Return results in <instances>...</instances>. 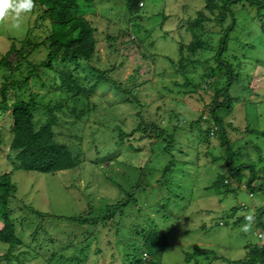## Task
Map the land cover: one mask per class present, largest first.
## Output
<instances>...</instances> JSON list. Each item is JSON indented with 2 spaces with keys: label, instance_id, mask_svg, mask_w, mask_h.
I'll return each mask as SVG.
<instances>
[{
  "label": "rangeland",
  "instance_id": "obj_1",
  "mask_svg": "<svg viewBox=\"0 0 264 264\" xmlns=\"http://www.w3.org/2000/svg\"><path fill=\"white\" fill-rule=\"evenodd\" d=\"M144 3L142 20H130L127 17L124 11L126 0H96V9L91 12L100 42V64L113 58L119 66L114 75L123 83L128 81L138 65L141 66L136 86L131 90L140 103L124 102L126 100L113 89L105 90L103 85L79 102L70 101L69 107L61 112L63 119L68 122L59 129L71 136L62 135L60 140L69 142L73 147L80 146L83 160L79 167L56 173L15 169L7 158L12 118L9 114L0 115V128L4 129L0 140V171L11 172L12 181L17 186L15 197L11 198L12 217L25 242L20 250L27 251V264H46L51 251L55 247V250L59 248L57 245L63 241L61 238L65 239L67 230L72 228L66 220L41 216L33 209L50 214L78 216L92 208L94 216H103L107 205L125 198L127 192L135 194L137 205H130L124 215L119 212L114 215V222L120 224L108 223L107 226L96 228L90 226L89 230L96 237L90 240L86 264H122L127 258V245L124 242L132 244L139 238L137 223L157 225L168 238L164 252L152 258L155 264H189L184 260L186 253L198 247L211 249V256H218L210 259L209 263L203 257L200 264H233L229 260L244 258L247 245L264 241L263 237H259L261 227L255 223L249 232L241 230L246 223L245 217L254 215L264 204V190L257 189L251 196L250 190L244 186L251 177V169L258 173L264 166V137L246 131L247 126L257 129L264 126V101L261 103L264 100V31L256 18V8L246 6V9L241 10L238 7L235 27L230 34L229 52L224 56L234 65L241 62L239 67L243 76H253L251 86L254 91L246 90L238 80L231 91L236 97L232 111L218 109V115H225L224 124L235 164L245 162L240 173L242 181L232 176V190L218 193L210 186L218 174L226 169L227 158L218 161L212 159L226 149L221 144L217 125L210 114L214 90L203 77L202 65L190 66L184 74L177 72L172 63V60L177 62L179 59V42L191 41V33L186 27L190 19L197 16V11L205 6V0H144ZM36 17L37 13L33 9L21 19L18 29L13 28L11 20L0 23V58L9 50L13 38L23 39L29 27L34 29L35 36L40 37L43 29L36 26ZM137 24L143 26L146 42H153L152 46H148V55H157L152 58H145L135 52L130 55L133 45L124 44L125 47L116 56H108L106 34L126 32L138 36L133 31ZM215 24L210 22L204 34L213 47L220 37V27ZM213 54L214 51L206 52L208 57ZM42 56L40 54L33 58L39 60ZM254 57L261 59L260 64ZM122 61L124 63L120 64ZM51 77L48 76V85H51ZM187 77L192 83L198 84V91L182 86L187 82ZM2 81L3 71H0V83ZM176 82L182 85H176ZM129 83L131 87L132 83ZM34 90L43 93L44 102H55L67 96L65 92L47 91L39 83ZM251 101L261 103L258 114ZM83 102L96 108H91L83 118L77 120L70 111L76 107L81 109ZM139 111L146 122L153 120L161 127L168 128L179 120L187 130H190L189 123L202 115L204 118L198 120L196 127V134L200 138H204L206 133V120L216 130L210 135L209 144L199 142L190 132L184 131V135L178 133L176 136L181 141H176L167 152L160 149L159 145L144 140L115 146L117 133L113 128L121 125L126 131H131L138 124L136 115ZM42 116L43 113L38 114V117ZM74 121L76 123L72 125ZM125 122L127 126L123 124ZM158 141L161 142L160 146L166 144L163 140ZM207 150L213 155H207ZM112 151L115 152L114 158L109 157ZM169 160L173 161L171 166ZM166 164L168 169L164 170ZM261 183L264 184V177L256 181L257 186ZM234 207L236 210L232 214ZM31 220L32 225L29 224ZM40 223L43 229L38 231L39 240H47L39 245V241L33 240L32 232ZM44 231H47L46 236ZM50 237L56 240L52 245L47 242ZM5 245L0 243V250ZM98 247L103 250L102 253L97 252ZM37 253L43 256L36 257ZM74 253L72 246L58 252V255L68 257ZM52 261L70 264L69 261Z\"/></svg>",
  "mask_w": 264,
  "mask_h": 264
},
{
  "label": "trees",
  "instance_id": "obj_2",
  "mask_svg": "<svg viewBox=\"0 0 264 264\" xmlns=\"http://www.w3.org/2000/svg\"><path fill=\"white\" fill-rule=\"evenodd\" d=\"M34 3L37 13L35 24L41 27L43 32L40 37L35 36L34 29L29 27L25 37L21 40L13 38L9 50L1 56L0 71H3V81L0 83V115L9 114L12 118L7 158L13 163L14 168L56 173L79 167L83 160L80 146L73 147L69 142L60 140L62 135L71 136L70 133L64 134L60 130L68 122L61 115L64 108L69 107L70 101L79 102L84 97H88L101 85L105 90L113 89L123 100H126L124 102L137 101L140 103L131 90L136 86V78L140 74L141 66L138 65L128 81L123 83L114 75L119 66L113 58L108 59L102 65L100 64V42L97 37V27L91 16V12L94 11V8L96 9V0H34ZM144 6V0H126L124 11L130 20H142L144 16L141 9ZM239 6L241 10L246 9V6L256 8V18L260 21L261 29L264 31V0H205V6L197 11V16L190 19L186 27L187 31L191 33V41L189 43L179 42V59L177 62L172 60L177 72L184 74L188 67L202 65L204 68L203 77L207 79L208 86L214 90V96L210 103V114L214 124L217 125L221 144L226 149L224 153L213 156L212 159L218 161L227 158L226 169L218 174L210 186L218 193L232 190L230 186L232 176L242 181L240 173L245 167V162L239 165L235 164L230 149V138L224 124L225 115H218V109L224 108L225 111H232L236 98L231 92L234 82L239 80L246 90L254 91L251 86L253 76H243L239 67L241 62L238 61L234 65L232 61H228L224 57L229 52L230 34L235 27ZM210 22H214L220 27L218 30L220 37L215 41L217 43L215 47L211 44L210 39L204 38L206 27ZM144 30L147 32L146 29ZM133 31L138 36H132V33L127 34L126 32H122V34L121 32L107 33L108 56L111 54L116 56L115 54L121 52V48L125 47L124 44H131L134 49L131 50L130 55L135 52L138 55L141 53L145 58L155 57L156 53L148 55V46H152L153 42H146L147 35L142 33L143 26L134 25ZM143 35L145 36L143 37ZM123 36L124 38L121 39ZM211 39H213L212 36ZM118 42L120 44H117ZM208 51H214V54L208 57L206 56ZM40 54L43 56L39 60L33 58L34 56L39 57ZM254 58L260 64L259 60L261 61V59ZM123 63L124 61L120 62V64ZM212 63L215 64L212 65ZM50 75L53 76L51 77L53 79L49 81L51 85H48L47 80ZM129 81L132 83L131 87ZM38 83L41 88L47 91H61L65 92L67 96L61 97L55 102L54 100L44 102L42 100L43 93L34 90V87H38ZM175 84L182 85L179 82ZM182 86L192 87L193 91H198V84L192 83L188 77L187 82ZM251 103L255 104L258 114L261 103L252 101ZM91 108H96V106L92 107L90 103L83 102L81 109L76 107L70 112L78 120L83 118ZM39 113H43L44 116L38 117ZM136 116L138 124L131 131H126L121 125H116L113 128L117 133L115 146L144 140L146 143L159 145L160 149L167 152L172 145H175L176 141H181L176 136L178 133L184 135L185 132H190L199 142L209 144L210 135L214 134L216 130L211 128L209 121L206 120L208 127H206L204 138L198 137L196 127L198 120L204 118L202 115L198 120L189 123L190 130H187L185 124L179 120L167 128L161 127L153 120L146 122L141 111ZM177 116L179 117L178 114ZM74 123L76 121L71 122L72 125ZM123 124L127 126L126 122ZM227 125L231 126L232 124L228 123ZM198 128L200 129L201 126ZM3 131L4 129L0 128V140ZM246 131L264 137V126L259 129L247 126ZM158 139L163 140L166 144L160 146L161 142ZM254 146L258 149L257 145ZM114 153V151L109 153V157L113 156L114 158ZM206 153L213 155L210 150H207ZM169 162L171 166L173 161L169 160ZM167 166V164L164 166V170L168 169ZM251 172V177L248 178L244 186L250 190L252 196L257 189L264 190L263 183L258 186L256 184L260 177H264V166L258 171L260 175L253 168ZM16 192L17 186L12 181L11 172L0 171V219L2 220L0 243L6 244V247H2L0 250V264H27L25 261L27 251L20 250L25 242L18 233L15 218L12 217L11 198L15 197ZM130 205H137V198L134 193L127 192L125 198L108 204L103 216H94L92 208L78 216L50 214L33 209L41 216H48L55 220L63 219L72 225V228L66 232V238H61L63 241L58 243L59 248L55 250L57 248L55 247L51 251L46 264H56L52 261L53 259L69 261L70 264H86L88 250L91 247L90 240L96 237L95 233L89 230L90 226L94 225L96 228L101 225L107 226L108 223L120 224L114 222V215L118 212L124 215ZM232 210L233 214L236 207ZM254 217L255 225L261 227L259 237L264 238V204L254 213ZM29 224L32 225V220ZM136 226L139 238L132 244L124 242L127 245V258L123 260L122 264H155L152 258L160 256L164 252L168 246V238L157 225L145 226L137 223ZM41 228L42 223L32 232L33 240L39 241V245L47 240L46 238L39 240L38 231ZM46 233L47 231H44L43 234ZM47 242L52 245L56 240L50 237ZM111 245L115 247L112 243ZM72 246L75 249L73 255L68 257L58 255V252L65 251ZM246 249L244 258L229 260V262L233 264H264V241L260 244L247 245ZM97 252L102 253L103 250L98 247ZM211 253V249L198 247L193 252L186 253L184 260L189 264H200L201 258L204 257L209 263L210 259L218 258V256L212 257ZM35 256L43 255L37 253Z\"/></svg>",
  "mask_w": 264,
  "mask_h": 264
},
{
  "label": "clouds",
  "instance_id": "obj_3",
  "mask_svg": "<svg viewBox=\"0 0 264 264\" xmlns=\"http://www.w3.org/2000/svg\"><path fill=\"white\" fill-rule=\"evenodd\" d=\"M36 7L34 0H0V23L11 20L13 28L20 27L21 19L30 14ZM246 223L242 226L243 232H249L255 223V217L249 214L245 217Z\"/></svg>",
  "mask_w": 264,
  "mask_h": 264
}]
</instances>
